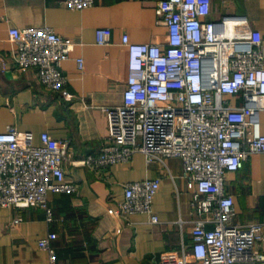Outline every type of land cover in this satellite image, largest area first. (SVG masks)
Segmentation results:
<instances>
[{"label":"built area","instance_id":"built-area-1","mask_svg":"<svg viewBox=\"0 0 264 264\" xmlns=\"http://www.w3.org/2000/svg\"><path fill=\"white\" fill-rule=\"evenodd\" d=\"M72 8L90 7L93 0H64ZM211 0H161L157 14L167 27L164 42L122 43L129 52V75L123 103L105 108L108 134L97 153L71 160L70 142L44 131L36 141L30 132L10 125L0 132V207H41L53 218L49 193H75L78 185L66 176V163L98 173L130 162L142 153L148 164L181 160L192 206L201 215L192 229L195 261L184 264H264L256 249L264 223H231L234 197L226 190L228 174L256 153H264V43L247 17L227 15L220 30L207 20ZM13 58L20 70L38 69L41 83L61 91L67 82L62 64L76 42L52 28L9 30ZM109 27L96 30V41L108 45ZM79 67L83 59L78 58ZM241 99L242 104H236ZM124 197L109 213L129 218L146 213L159 221L154 199L161 180L123 184ZM212 223V227L208 224ZM50 232L40 240L50 264H57Z\"/></svg>","mask_w":264,"mask_h":264},{"label":"crops","instance_id":"crops-1","mask_svg":"<svg viewBox=\"0 0 264 264\" xmlns=\"http://www.w3.org/2000/svg\"><path fill=\"white\" fill-rule=\"evenodd\" d=\"M161 0H93L90 7H69L64 0H0V132L8 126L30 132L36 141L47 131L68 140L72 160L97 153L107 134L105 108L123 103L129 75V52L124 34L132 42H164L167 27L157 14ZM246 16L263 35L264 0H211L207 20L229 32L222 19ZM52 28L76 42L62 64L67 82L61 91L47 89L38 69L20 70L13 58V27ZM111 29L108 45L96 41V30ZM78 58L83 59L79 67ZM236 104H242L238 99ZM264 132V115L263 127ZM66 176L78 185L75 193H49L53 218L41 207H0V264H50L40 240L50 232L57 264H184L195 261L192 229L202 217L192 206L181 160L148 164L142 153L130 162L114 164L98 173L67 162ZM161 180L154 203L159 221L148 214L129 218L109 213L124 197L123 184L143 179ZM226 190L233 195L231 223H264V153L249 157L228 174ZM212 223L208 227H212ZM256 249L264 254L263 238Z\"/></svg>","mask_w":264,"mask_h":264}]
</instances>
